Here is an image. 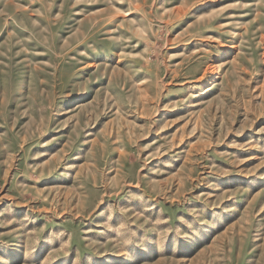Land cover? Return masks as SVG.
I'll return each instance as SVG.
<instances>
[{"label":"rangeland","instance_id":"374dc122","mask_svg":"<svg viewBox=\"0 0 264 264\" xmlns=\"http://www.w3.org/2000/svg\"><path fill=\"white\" fill-rule=\"evenodd\" d=\"M0 264H264V0H0Z\"/></svg>","mask_w":264,"mask_h":264}]
</instances>
